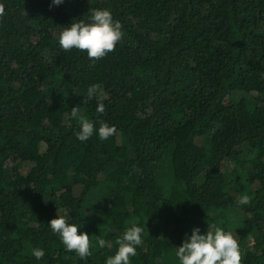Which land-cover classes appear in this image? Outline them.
<instances>
[{
	"label": "trees",
	"instance_id": "trees-1",
	"mask_svg": "<svg viewBox=\"0 0 264 264\" xmlns=\"http://www.w3.org/2000/svg\"><path fill=\"white\" fill-rule=\"evenodd\" d=\"M0 4V264H105L133 225L130 264H179L196 227L250 239L241 264H264V0ZM90 9L122 25L98 61L58 40ZM75 106L116 134L78 140ZM58 215L89 235L90 256L66 250Z\"/></svg>",
	"mask_w": 264,
	"mask_h": 264
},
{
	"label": "clouds",
	"instance_id": "clouds-1",
	"mask_svg": "<svg viewBox=\"0 0 264 264\" xmlns=\"http://www.w3.org/2000/svg\"><path fill=\"white\" fill-rule=\"evenodd\" d=\"M63 0H52L54 5H60ZM90 22H72L59 33L58 40L60 46L65 51L77 49L87 53L92 61H98L107 54L115 51L117 43L122 39V25L118 20H114L112 13L108 10L90 9ZM5 14V7L0 4V17ZM89 98L93 96L97 99L98 113L105 112L104 100L106 93L99 85H92L87 90ZM71 118L77 119L80 130L76 133L77 139L81 142L89 140L94 132L98 133L100 140H107L117 132L116 127L109 126L101 121L98 130L94 123L87 119L81 112L79 106L71 108ZM251 202L249 195H243L237 203L247 205ZM50 228L59 235L62 244L69 252H75L81 259L91 255V242L87 233H78L76 224H69L64 216L58 215L49 222ZM143 228L133 225L129 227L122 238H118L115 243L118 250L114 255L106 258L105 264H130V257L137 253V247L143 243ZM99 248L106 247L109 242L97 237ZM176 257L179 264H241L242 255L238 241L232 232H226L220 227L214 231H207L201 234L198 227L193 228L190 237L186 238L182 245L176 247ZM32 255L41 259L45 253L42 249L34 248Z\"/></svg>",
	"mask_w": 264,
	"mask_h": 264
},
{
	"label": "rangeland",
	"instance_id": "rangeland-1",
	"mask_svg": "<svg viewBox=\"0 0 264 264\" xmlns=\"http://www.w3.org/2000/svg\"><path fill=\"white\" fill-rule=\"evenodd\" d=\"M238 244H239L242 259H243L244 256L246 255L247 251L250 249L252 242L250 239L245 238L243 240L238 241Z\"/></svg>",
	"mask_w": 264,
	"mask_h": 264
}]
</instances>
